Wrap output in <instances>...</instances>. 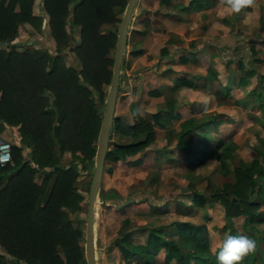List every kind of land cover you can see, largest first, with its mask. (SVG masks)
<instances>
[{
	"label": "trees",
	"instance_id": "1",
	"mask_svg": "<svg viewBox=\"0 0 264 264\" xmlns=\"http://www.w3.org/2000/svg\"><path fill=\"white\" fill-rule=\"evenodd\" d=\"M168 1L159 0L164 5ZM126 2L41 0L42 13L35 14L33 0H0V132L9 127L19 136L10 144L12 163L0 164V246L11 256L7 259L0 253V264L86 263L79 218L85 195L76 188L77 165L85 168V162L94 158L102 115L99 105L104 102V85L109 84L112 74L116 28H101L120 21L117 13L123 12ZM206 3L188 0L184 8H202ZM44 17L54 41L52 52L26 43L17 49L12 40L18 25L27 22L41 29ZM76 28L78 41L71 45ZM166 45L160 47L161 55L167 52ZM67 51L74 53L78 65L65 62ZM141 52V48L129 50L133 56ZM181 84L190 82L177 79L174 86ZM229 88L225 85L223 90ZM247 95L253 96L264 119V86L255 85L248 89L246 99ZM162 113L176 115L172 100L149 117L137 109L132 110L131 121L114 115L105 160L124 164L128 156L147 148L155 140V126L163 125ZM211 123L213 117L183 119L175 146L192 166L213 156L219 174H231L232 179L212 188L208 195L190 191V204L204 207L207 201H218L225 220L222 228L229 227L227 234H244L264 246V231L258 228L264 222V208H260L264 200V139L252 146L259 152L258 158L248 162L239 158L234 163L238 144L231 138L211 143L206 131ZM66 151L70 159L63 163ZM104 171L111 172V167ZM38 174L41 179L36 182ZM237 217H242L240 230L234 226ZM134 232L143 236L141 243L130 241ZM111 246H117L127 264H152L160 248L164 249L165 264L171 260L174 264H217L214 251L218 246L210 250L206 226L188 220H146L142 226L121 228ZM261 253L249 255L242 264H264Z\"/></svg>",
	"mask_w": 264,
	"mask_h": 264
},
{
	"label": "crops",
	"instance_id": "2",
	"mask_svg": "<svg viewBox=\"0 0 264 264\" xmlns=\"http://www.w3.org/2000/svg\"><path fill=\"white\" fill-rule=\"evenodd\" d=\"M186 3V1L184 3H177L174 0H169V5L171 6V8H164V4H159L156 5L154 9H139V11H141L140 13H138V15H142L138 17L136 21L132 22V24L130 25V31L132 33L128 35L130 39V49L141 48L142 52L134 56L129 53L131 62L133 61V67L137 69L133 74H136L138 76L134 78L135 81H131L130 78L129 85H124L123 89L119 91V94L125 95V100L127 101L128 105L127 111L126 113H124L123 117H125L127 121H131L133 109H137L140 114L149 117L151 113L157 110L165 109L166 104L169 100H172L173 113L176 114L169 116L162 113L161 121L163 125L155 126V140L157 139L158 128L162 130L161 139H163L162 144L157 149H155L157 154L153 155L154 165L157 166H159L160 161L169 163L178 162V160L184 159L182 150L175 146L176 131L178 130L179 122L189 117L195 119L202 117H213L214 123H211L206 127V131L211 137V143L219 138H231L236 142V140L232 136L223 138L212 133V130H218L221 127V124H223V122L228 118L222 111L209 108L210 94L212 96L213 94L215 95V103L218 106L226 104L228 102V97L232 94L234 95L233 102L235 104H240L245 107H247L248 105L250 107L253 106L254 109L258 110L256 106L257 103L254 101L253 96L247 95L248 97L246 99V94L248 89H251L255 85L256 87H260L261 85L264 86V73H259L256 77H254L255 84L252 87L247 88L246 90L239 89V84L243 85L247 83V75H249L250 72L244 69L242 59L239 58V55H235V52L234 55L231 56L229 55L231 53H227L229 52V49L225 48V53L223 54L222 48L224 45L223 43H220V37L216 38V36H213L220 34L217 30H223L227 27L230 29L233 26L236 28V26L241 23L240 17L242 13L252 11V7H246L242 9L240 13H233L225 4L221 3V0H207V3L204 7L197 9L184 8V5ZM258 10L261 12V9ZM196 18H199L198 23L196 21H193L196 20ZM213 20H215V22H213ZM199 23L201 24V29H199L198 33H196L197 30L192 31L196 28L195 25ZM190 30L192 33L190 32ZM167 40H170L171 43H169L170 46L167 52L162 55L164 58V67H162L161 70L150 67L151 64L149 62L155 56L154 53H152L153 55L150 54L149 49H151L153 45L159 46V49L164 45V43H166ZM259 40L261 41L260 43L262 44V46H264V36L261 35V37H259ZM250 42V48L255 53V56L256 52H261L263 56L259 57L258 59L264 61V52H262V50L260 49H257L256 47V44L259 41ZM200 48H202L203 53H205L201 57H199L198 54ZM176 52H179V54H174ZM173 54L175 57H172ZM203 56H205V59L207 57V61L204 63V70L202 72L192 71V68L188 67L189 64H195L199 60L201 61ZM148 57L152 58L145 61ZM213 58L218 59V65L222 66V69L218 68V66L215 64L216 60H214ZM211 59L214 60L213 65L211 63ZM208 61L210 64L208 63ZM228 62H233L234 67H228ZM251 73L253 74V71ZM260 75H263L262 78H260ZM220 76L223 81L220 80ZM152 78L155 79L156 85L154 86V88L149 89L146 83ZM240 78L245 79V82L241 81ZM177 79H185L189 81L190 84H181L175 87L174 84ZM216 79V83H218L219 85L217 86V89H214L211 93H209L211 90L207 83H213ZM225 85H230V88L229 90H227V92L223 90ZM119 87H121V85H119ZM119 87L117 88V90L119 89ZM186 91L189 92L187 95L184 94ZM117 106L118 99L116 98L114 110L115 108L117 109ZM184 110L188 111V113H185V115H183L184 113H182ZM115 115L122 116L123 114L119 112ZM174 119H177V127L171 125V122ZM258 120L262 124H264V119L261 118L260 114ZM221 129H223V127ZM18 139L19 136L16 132V129L6 127L2 132H0V142L7 141L12 143L17 142ZM153 143H151L144 150H141L132 156H128L127 161H129V159H133L134 162H132V164L127 165L126 162V165H123V163H115L113 171L111 168V172L113 174L111 175L113 176L112 178L115 177L116 171L120 170V168H125L130 173L131 170L134 169V166L143 163L142 166H144L147 171L144 176L140 177L141 179L139 180L141 182H144L143 185L146 186L147 189H155L161 174L158 173L156 168H148L146 155H144L145 151L151 148ZM65 158L66 157H64V159ZM40 179V174L36 175L34 178L36 182H39ZM123 179L125 180V183H127L126 180L131 179L130 174L124 175ZM160 179H162V176ZM186 179L188 185L190 180L188 178ZM101 182H103V174L101 177ZM132 182L133 181H130L129 183H127L128 185H124L122 189L117 185H109L105 188L102 186L103 192H101L102 188H99L97 192V195L104 193L105 198L109 196L105 199V201L102 200V204L105 205V208L108 207L113 213L111 217H107L108 219H110L109 222H106L108 224V227L105 230L107 231V235H104V240H102V242L99 239L101 242V248L107 247L106 251L104 250V252L102 253L106 259L105 264H127L121 257L117 246L110 247V245L112 241L119 235L121 228L127 229L136 226H142L146 221L145 219H136V223H138L134 226L130 225L132 223H130L131 219L128 215H122L127 211H132L134 206L138 207V204L135 205V203H138L139 201H147L146 197H142L140 198V200H138V197H136V195L134 196L135 192L137 193V187ZM153 183L155 184L151 187L150 185H152ZM101 184L102 183H100V185ZM189 204L190 203L184 205V208H187V210L191 211V208H194L196 205L194 206L192 204ZM140 210L135 209V211ZM149 210L160 213H171V211H168L167 209L156 208L152 207L151 205H149L148 208L143 209L142 211ZM183 211H185V209ZM125 219L127 220V223L124 222ZM94 234L95 232L93 224V241L95 253ZM136 234L140 233L134 232L130 234V241L134 243H141L142 241L134 240V236ZM172 237L176 238L177 234H173ZM0 253L4 254L5 258L11 259V256L7 254L1 246ZM157 254H161V264H165L163 260V248H160L155 252L152 258V264H156L155 257ZM114 261H116V263ZM171 262H173L174 264L173 260L169 261L167 264ZM133 263L134 261H130L129 264Z\"/></svg>",
	"mask_w": 264,
	"mask_h": 264
},
{
	"label": "rangeland",
	"instance_id": "3",
	"mask_svg": "<svg viewBox=\"0 0 264 264\" xmlns=\"http://www.w3.org/2000/svg\"><path fill=\"white\" fill-rule=\"evenodd\" d=\"M40 1L41 0H33V12L36 14H41L42 8L40 7ZM177 3H184L187 0H174ZM161 4L159 0H136L131 17L128 23L127 27V33H126V39L124 43L123 48V57L120 64V73H119V89L117 90L116 98L118 99V106L117 109L114 110V115L121 112L124 116V113H126L128 105L127 101L125 100V95L119 94V91H121L124 87V85H129V79L131 78V81H135V77L138 75H134L133 73L136 72V68L133 67V61L131 62L130 54H129V34L132 33L130 31V25L132 22L136 21L138 17L141 15H138L140 13L139 9H154L156 5ZM160 7V6H159ZM162 7V6H161ZM164 8H171L168 4L164 6ZM252 11L244 12L242 13L240 19L241 23L238 24L236 28L233 26L232 28H224L223 30H217L218 33L216 38L220 37V43H223L222 52L225 53V48H228L229 52L231 53L229 55H239V58L242 59V64L244 66V69L248 70L250 73L247 75V83L241 85H238V88L241 90H246L247 88L252 87L254 82V77H256L259 73H264V61L258 59L259 57L263 56L261 52H253L251 50L250 41H259L256 44L257 49L262 50L264 52V46L260 43L259 37L264 36V0H255L254 6H252ZM261 9V12L258 10ZM260 13V15H259ZM122 12L117 13L118 17H121ZM44 16V15H43ZM197 17V16H195ZM239 18V17H238ZM199 19V18H198ZM198 19L196 18V21L198 23ZM215 22V20H213ZM119 22L115 25H105L101 28L102 31H106L108 28H116L118 27ZM215 24V23H213ZM201 24H196V28L192 31H196L198 33L199 29H201ZM209 28V27H208ZM207 28V29H208ZM67 29L69 26H67ZM206 29V30H207ZM191 32V30H190ZM192 33V32H191ZM73 34V41L71 42V45H75L78 41V35H77V28L72 31ZM194 34V33H193ZM192 34V35H193ZM207 34V31H206ZM261 34V35H260ZM188 35V34H187ZM186 35V37H187ZM32 41V45L35 48L39 47H45L49 52H52V49L54 48V41L52 37L49 34V30L46 24V17H44L41 29L34 28L31 24L27 22L20 23L18 25V31L17 35L13 38L12 42L14 43H21L26 41ZM157 44V43H156ZM164 45H166L164 43ZM2 45H0L1 47ZM23 45H19L16 48L21 50ZM169 49V44L166 45ZM261 46V47H260ZM159 46L153 45L150 50V54L154 53V58L148 57L145 61L150 60L149 62L151 64L150 67H154L156 69L161 70L162 67H164L163 63V56L160 54V51L158 49ZM114 51V50H113ZM174 54H179V52H176ZM173 54L172 57H175ZM199 57L204 55L203 49H199ZM153 55V54H152ZM217 57V56H216ZM214 59V58H213ZM215 64L218 66V68L222 69V66L218 65V59L215 58ZM214 60L211 59L212 65L214 64ZM207 61V57L205 59V56L202 57V60L198 61L197 63L189 64V68H192V71L202 72L204 70V63ZM65 62L67 64L73 63L74 65H78V61L74 59V53L71 51L66 52V60ZM209 63V61H208ZM210 64V63H209ZM228 67H234L233 62L227 63ZM235 69V68H234ZM155 71V70H152ZM253 71V74L251 73ZM158 73V72H156ZM138 74V72H137ZM242 74V71H241ZM143 75V73H142ZM221 75V74H220ZM237 75V74H235ZM191 76V75H190ZM220 80L221 79L220 76ZM217 79L213 83H207V85L210 88L211 93L214 89H217V86L219 85L216 83ZM258 81V80H257ZM147 87L149 89L154 88L156 85L155 79L152 78L147 83ZM208 88V87H207ZM105 93H107L108 85H104ZM189 92L186 91L184 94H188ZM106 97V95H105ZM214 97V98H213ZM216 98L215 95L213 96L210 94V100H209V108L217 109L218 111H222L224 115L228 118L221 124V127L218 130H212V133L214 135L226 138L228 136H232L237 144L239 145V148L237 149V153L234 157V163H236L237 159L241 158L245 161L251 160L253 157H259V152H254L252 149L253 144H260L259 139H264V124H262L259 120V111L254 109L253 106H243L238 105L233 102L234 95H230L228 97V102L222 106H218L215 102ZM105 102V98H104ZM104 102L100 103L99 109L103 112L104 109ZM182 113L185 115V113H188V111L184 110ZM171 125L174 127H177V119L172 120ZM223 127V129H221ZM226 127V128H225ZM162 136V130L158 128L157 132V139L152 144L151 148L147 149L144 153L146 155V161L147 166L156 168L158 173L161 174V176L158 180V184L156 185L155 189H147L146 186L143 185L144 182H141L139 179L140 177L144 176L147 169H145L142 164L134 166L129 173L125 168H120V170L116 171L115 177L112 178L113 175L112 172H106L107 167H111L113 171V167L115 163L104 160L103 164V182L100 185L99 188H102V186L108 187L109 185H117L118 187L123 188L124 185H128L130 181H133L132 183L137 187V193L135 192L134 196L138 197L137 199L140 200L142 197H146L147 201H139L138 203H135V205L138 204V207H133L132 211H127L125 214L122 215H128L131 219L132 224L130 225H137L136 219H146L149 221H152L153 223H159V222H167L171 219H179V220H189L194 223H203L206 228V235L209 239V247L210 250L214 249L216 246L219 245L221 240L224 238V236L228 233L229 227L226 226V228H222V225L225 223V220L223 218V209L222 205L218 201H207L205 203L204 207L195 206L194 208H191L192 210H187V208H184V205L190 203V191H198L199 193H204V195H208L210 193V190L214 187H219L224 181H228L232 179V175L229 176H221L218 171V163L215 160V158L212 157H206V159L199 165L192 166L188 164L184 159L178 160V162H165L160 161L159 166L154 165L153 161V155L157 154L155 149H157L163 142V139H161ZM7 142V141H4ZM111 145V140H109L108 146ZM64 157H66L64 159ZM70 159V153L68 151L64 152L62 155V162L68 163ZM133 159H129L127 161L128 164H132ZM85 168L81 167L80 164L77 165L78 168V176L76 179V188L77 191L81 192L85 195V199L83 201V207L81 209V212L79 214L80 218V224L83 230V235L81 239V244L83 245L84 250V232H85V221H86V200H87V191H88V185L90 181V176L93 171L94 167V158L92 160H87ZM124 163L123 165H126ZM189 169V170H188ZM143 171V172H142ZM150 173V172H149ZM131 179H127L125 183V180L123 179L124 175H129ZM190 180V187L187 185V179ZM169 181V182H168ZM150 185L151 187L154 185ZM126 188V187H125ZM150 188V187H148ZM81 190V191H80ZM103 192V188L101 190ZM124 193V190H123ZM125 196V195H123ZM109 197V196H107ZM106 197V198H107ZM104 193L98 194L95 201V216H94V237H95V263L96 264H105L106 259L103 256L104 250L106 251L107 247L101 248V242L104 240V235H107L106 228L108 227V224L106 222H109L110 219H108V216H112V211L107 207L105 208V205L102 204V200L105 201ZM261 206L260 208H264V200L260 201ZM151 205L152 207L156 208H162L167 209L168 211H171V213H164V214H147L145 211H142L143 209H146ZM190 205V204H189ZM192 207V206H191ZM135 209H141L140 211H135ZM185 209V211H183ZM206 215L209 216V219H206ZM241 220L242 217L234 218V226L238 230L241 228ZM103 225V226H102ZM259 230L261 233L264 231V222L258 225ZM101 242H100V240ZM135 241H143V236L140 234H136L134 236ZM258 245V251L257 254L264 251V246L262 243L256 241ZM84 253V252H83ZM261 254H264L261 253ZM85 257V255H84ZM86 261V257H85ZM116 263V261H114ZM156 264H161L162 258L161 254H157L155 257ZM86 264V263H85ZM173 264V262L169 263Z\"/></svg>",
	"mask_w": 264,
	"mask_h": 264
},
{
	"label": "water",
	"instance_id": "4",
	"mask_svg": "<svg viewBox=\"0 0 264 264\" xmlns=\"http://www.w3.org/2000/svg\"><path fill=\"white\" fill-rule=\"evenodd\" d=\"M136 0H127L116 31V40L113 51L112 74L108 84L105 97L104 109L101 115V122L96 140L94 153V167L90 176L86 200V221L84 232V255L86 264H95L93 224L94 207L97 192L101 183L103 164L108 150V135L114 116V107L119 83L120 64L122 61L123 48L126 39L127 27ZM32 44V41L17 43L19 45Z\"/></svg>",
	"mask_w": 264,
	"mask_h": 264
},
{
	"label": "clouds",
	"instance_id": "5",
	"mask_svg": "<svg viewBox=\"0 0 264 264\" xmlns=\"http://www.w3.org/2000/svg\"><path fill=\"white\" fill-rule=\"evenodd\" d=\"M233 13H240L246 7H252L255 0H221ZM258 251L256 241L244 234H226L214 251L217 264H242L249 255Z\"/></svg>",
	"mask_w": 264,
	"mask_h": 264
},
{
	"label": "built area",
	"instance_id": "6",
	"mask_svg": "<svg viewBox=\"0 0 264 264\" xmlns=\"http://www.w3.org/2000/svg\"><path fill=\"white\" fill-rule=\"evenodd\" d=\"M10 142H0V164L12 163L11 152H10Z\"/></svg>",
	"mask_w": 264,
	"mask_h": 264
}]
</instances>
